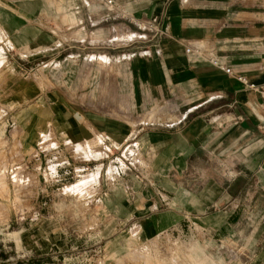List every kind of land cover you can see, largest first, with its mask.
Returning a JSON list of instances; mask_svg holds the SVG:
<instances>
[{
	"label": "crops",
	"instance_id": "crops-1",
	"mask_svg": "<svg viewBox=\"0 0 264 264\" xmlns=\"http://www.w3.org/2000/svg\"><path fill=\"white\" fill-rule=\"evenodd\" d=\"M18 2L44 11V0ZM88 2L95 1L70 0L64 17L71 26V112L61 109L58 120L53 108L64 104L52 97L38 109L50 117L43 124L35 114L32 133L60 139L47 152L57 161L66 149L71 162L56 166L85 173L98 191L114 228L106 251L129 236L137 244L170 238L190 253L179 264H264V97L185 53L201 45L263 86L264 0H114L122 14L95 2L103 17L94 24ZM43 20L20 26L13 35L19 50L61 48L65 42ZM108 60L111 73L103 69ZM48 224L35 230L61 237ZM143 254L147 264L162 262Z\"/></svg>",
	"mask_w": 264,
	"mask_h": 264
},
{
	"label": "rangeland",
	"instance_id": "rangeland-1",
	"mask_svg": "<svg viewBox=\"0 0 264 264\" xmlns=\"http://www.w3.org/2000/svg\"><path fill=\"white\" fill-rule=\"evenodd\" d=\"M69 2L44 0V11H32L30 4L0 0V82L7 85L6 90L0 89V264H147L143 252L161 260L160 264H179L191 258L190 253L184 252L179 240L170 238L137 244L129 236L120 242L117 251L107 252L106 236L114 228L108 225L112 220L105 219L98 191H92L85 182V173L73 176L70 167L61 170L56 166L71 162L64 150L68 144H61L65 153L55 161L47 151L59 147L60 139L47 142L40 134L32 133L35 114L43 117V124L50 117L46 107L38 109L43 103L53 102L52 97L64 104L53 108L58 120H63L61 109L71 112V49L67 47L71 44V26L64 21ZM88 3L94 24L103 14L93 10L100 9L95 2ZM40 18H45L46 29L56 31L60 43H65L58 50L40 55L34 54L42 50L39 45H25L19 50V39L13 35L21 25L33 24ZM4 43H8L10 53ZM5 51L8 56L3 54ZM122 62L121 69L125 70L126 60ZM105 66L108 73L114 71L109 60ZM110 76L105 77L109 80ZM110 94L108 90V102ZM10 100L18 102L12 105ZM27 140L33 144L30 146ZM111 174L108 171L107 176L111 178ZM42 220L57 226L61 237L55 239L49 231L35 230ZM104 228H108L105 234Z\"/></svg>",
	"mask_w": 264,
	"mask_h": 264
},
{
	"label": "built area",
	"instance_id": "built-area-1",
	"mask_svg": "<svg viewBox=\"0 0 264 264\" xmlns=\"http://www.w3.org/2000/svg\"><path fill=\"white\" fill-rule=\"evenodd\" d=\"M91 1V0H86ZM97 3H100L104 6L105 10L108 13L115 14L121 12L118 10L116 4L114 3V0H92ZM185 53L191 56L198 57L200 59L205 60L208 62L212 67L216 68L217 70H220L226 75L234 77L239 83H241L246 89L252 90L255 92H258L262 97H264V85L258 86L252 83H249L246 78L243 76L234 73L230 67L226 66L220 60L214 55L213 52L205 50L201 45L191 46L185 48ZM232 252L234 250H231Z\"/></svg>",
	"mask_w": 264,
	"mask_h": 264
}]
</instances>
